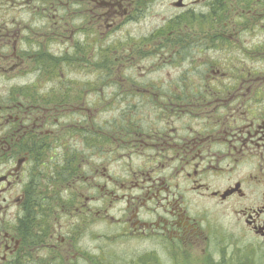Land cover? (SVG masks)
Returning a JSON list of instances; mask_svg holds the SVG:
<instances>
[{
	"label": "flooded vegetation",
	"instance_id": "flooded-vegetation-1",
	"mask_svg": "<svg viewBox=\"0 0 264 264\" xmlns=\"http://www.w3.org/2000/svg\"><path fill=\"white\" fill-rule=\"evenodd\" d=\"M9 10H15L11 24L28 23L24 34L0 28V61L9 73L16 67L15 36L29 45L53 43L32 32L52 21L63 31L57 54L20 49V70L8 80L31 72L35 80L20 91L12 86L0 103V264H94V250H80L74 239L80 219L90 227L101 211L115 238L147 246L146 256L140 248L125 253L123 264H159V248L170 256L180 249L186 264L192 253L203 258L197 264H264V100L249 99L264 90V43H253L264 34V0H0V12ZM147 57L158 61L149 72L173 64L166 57L187 63L199 72V88L213 96L155 94L136 102L151 113L121 114V131L94 136L111 155L98 168L80 165L78 140L63 134L73 126L62 119L79 110L88 118L85 101L111 100L104 94L111 85L125 97L148 93L124 78L142 77L139 62ZM49 152L56 158L48 163ZM114 153L118 176L111 174ZM52 174L48 183L58 199L52 198L60 202L54 211L64 225L47 220L45 197L41 210L31 207ZM96 203L102 210L95 211ZM116 205L118 217L110 214Z\"/></svg>",
	"mask_w": 264,
	"mask_h": 264
},
{
	"label": "rangeland",
	"instance_id": "rangeland-1",
	"mask_svg": "<svg viewBox=\"0 0 264 264\" xmlns=\"http://www.w3.org/2000/svg\"><path fill=\"white\" fill-rule=\"evenodd\" d=\"M15 10H9L8 14L4 12H0V28L5 30H17L18 33H28L26 30V26L23 21L18 24H11L10 18L13 16ZM63 31L62 26L60 24H56V22L52 21L51 23L48 22L46 24L38 23L35 27H33V33L43 37L47 34V36L54 38L53 40L56 41L50 43V40L47 39L46 42L41 43V41H30V45L25 43L24 41H18V38L14 37L15 48L17 49L16 56L11 64H14L16 67L11 71V73L7 72V66L5 61H0V103L5 101L9 93H11V87L16 91H20L22 87L26 84H29L35 80L36 74L34 72L21 74L18 77H14L13 80H8V78L12 74L16 76L18 71L20 70L19 64L22 62L20 59L23 57H19L22 53L20 49H37V47H44L52 52L53 54H57L61 52L59 45H61V37L60 32ZM46 36V38H47ZM45 38V39H46ZM245 42L249 43L250 40L245 38ZM4 41L0 40V48L3 47ZM38 43V44H36ZM50 43V44H49ZM253 43L255 46L259 44L263 45L264 43V34H258L253 39ZM262 54V52H261ZM32 55L26 57V62L24 64V69L27 68L29 71L31 70L30 65H32ZM117 57V56H116ZM34 58V56H33ZM118 58V57H117ZM211 60L216 61L217 56L213 55L209 57ZM260 59V54H255V60ZM164 60L168 62L167 64H162L164 66H158L155 70H159V72H149L148 69L150 66L157 64L158 61L154 57H147L145 60L139 62L140 67H142V77L139 75L133 76L131 72H126L124 78L132 77L135 78L137 85H140L144 90H147L148 93L143 92H135L136 95H130L128 97L121 96L122 90L115 88L113 85L111 87L106 88L104 90L105 97L110 96L111 100H86L84 103V108L90 109V114L87 115L86 118L84 115V110H79L77 113L75 112L72 116L64 117L62 122L64 125L73 126L69 127L67 131H64L63 134H66L67 140L71 142L77 141V156L78 162L80 165L86 164L90 162L91 167L98 168L103 161V158L106 155H111V153H106L107 147L101 146L94 140V136L99 137L105 132L107 134L108 131H121V124L119 123L121 120V114L125 112H132L135 113L138 117H145L147 114L151 113L149 108L150 106L144 104L143 110H137L135 107L136 102L140 100H152L155 94L161 96L167 95L168 97H172V100H175V97H182L188 96V98H198L200 96H213V92L211 89H201L199 86L201 83L196 80L199 75V72L192 71V69L187 65V63H176V58H168L166 57ZM10 64V62H9ZM186 71V72H185ZM140 72V71H139ZM138 72V73H139ZM72 73H70V69L67 70V79H70ZM66 77V76H65ZM80 76V80H81ZM112 80H118L117 75H113L111 77ZM48 83H45L47 86ZM215 90V89H213ZM259 89H256L254 97L251 96L249 99L252 100H264V90L263 94L259 95ZM259 95V96H258ZM89 97H97L96 94L91 95ZM245 99V98H244ZM123 100H132L130 102H124ZM80 104V102H79ZM83 108V109H84ZM84 116V117H83ZM144 128L148 127V124L142 125ZM68 128V127H66ZM59 130V129H56ZM73 130V131H71ZM70 133H73L72 135ZM75 136L76 139L72 140L71 137ZM100 140V139H99ZM89 145L87 147V144ZM49 144L55 145V139H49ZM105 153H100V152ZM103 157V158H101ZM47 162L49 163V159L56 158V154L53 152H49L47 155ZM115 159H119L117 154L114 153L113 163L116 164V168L111 167V174L112 175H120L121 172V164L117 165ZM132 164H136L134 162V157L131 159ZM48 167V170L52 173L54 169ZM84 172H88L87 168L82 169ZM53 177V174H52ZM45 180V179H44ZM50 181L49 177L48 180H45L46 183V192L41 197H45L44 208L49 210L51 214H47V220L53 224H67L68 222L63 219L60 220V212H55L54 209L60 208L59 200L56 201L54 198L58 199L57 195L52 193V184H49ZM54 182V180L52 181ZM83 182H79L78 187L84 193H86V187L82 184ZM54 197V198H52ZM64 202V201H63ZM51 205V206H48ZM119 205L112 206L110 214L118 217L117 209ZM102 205L100 203L95 204V211L102 210ZM102 211L100 212V217H95L94 223L87 227V225L81 221L78 222L77 228V236L74 240L78 241V246L80 250H86L88 252L94 250V264H123L124 254H132L135 249L140 248L141 256H146L147 247L144 243H139L134 240H126L124 238L118 239L115 238L117 233L115 232V228H111L113 223L108 222L104 223L101 222V215ZM117 214V215H116ZM63 215V214H62ZM68 215V214H64ZM68 233L67 229L62 230V233ZM159 264H186V255H183L182 251L178 248H175L174 255L170 256L164 249L159 248ZM169 258V259H168ZM172 258V259H170ZM190 260L187 264H197L203 260L199 256L191 254ZM144 264V263H143Z\"/></svg>",
	"mask_w": 264,
	"mask_h": 264
},
{
	"label": "trees",
	"instance_id": "trees-1",
	"mask_svg": "<svg viewBox=\"0 0 264 264\" xmlns=\"http://www.w3.org/2000/svg\"><path fill=\"white\" fill-rule=\"evenodd\" d=\"M48 66L52 67V69H53V67H55V65L52 64V63L50 65H48ZM52 74L55 75V72H52ZM51 178H52V176L49 177V179H51ZM32 200H33V203L31 205L32 209H40L41 205L43 204L42 203L43 198L41 197V195L40 194L34 195L32 197ZM48 206H51V205L48 204ZM32 215H33V213H32ZM37 215L38 214H35V216H37Z\"/></svg>",
	"mask_w": 264,
	"mask_h": 264
}]
</instances>
